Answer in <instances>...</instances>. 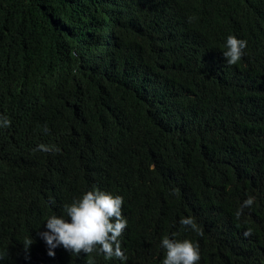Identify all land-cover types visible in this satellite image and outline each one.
<instances>
[{
    "label": "trees",
    "instance_id": "1",
    "mask_svg": "<svg viewBox=\"0 0 264 264\" xmlns=\"http://www.w3.org/2000/svg\"><path fill=\"white\" fill-rule=\"evenodd\" d=\"M93 189L126 260L41 237ZM165 236L264 264V0H0V264H163Z\"/></svg>",
    "mask_w": 264,
    "mask_h": 264
},
{
    "label": "clouds",
    "instance_id": "2",
    "mask_svg": "<svg viewBox=\"0 0 264 264\" xmlns=\"http://www.w3.org/2000/svg\"><path fill=\"white\" fill-rule=\"evenodd\" d=\"M226 47L227 50L223 52L226 62L228 65H235L241 59L247 41L229 35ZM9 125L10 120L3 118L2 126ZM40 147L48 150L43 145ZM253 202L254 197L250 196L244 201L243 206L250 207ZM122 205L121 196L93 189L83 194L80 199L65 205L67 219L63 216H50L46 223L48 231L42 232L41 237L50 249L63 246L65 250L78 255L82 251L91 254L96 246H100V251L107 258L126 260L119 239L127 227V220L122 215ZM180 223L196 229L192 217L183 218ZM250 234L251 229L245 232L246 236ZM161 245L166 250L163 264H197L200 260L198 243H193L189 239L176 240L165 236ZM48 255L54 256L55 253L50 250Z\"/></svg>",
    "mask_w": 264,
    "mask_h": 264
}]
</instances>
